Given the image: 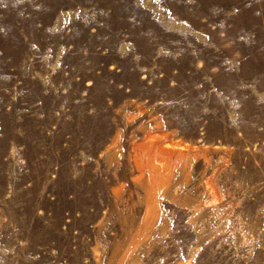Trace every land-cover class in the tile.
I'll return each instance as SVG.
<instances>
[{
    "label": "rangeland",
    "instance_id": "374dc122",
    "mask_svg": "<svg viewBox=\"0 0 264 264\" xmlns=\"http://www.w3.org/2000/svg\"><path fill=\"white\" fill-rule=\"evenodd\" d=\"M0 264H264V0H0Z\"/></svg>",
    "mask_w": 264,
    "mask_h": 264
}]
</instances>
